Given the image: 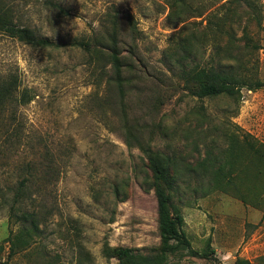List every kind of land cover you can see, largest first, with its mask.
Masks as SVG:
<instances>
[{
  "label": "rangeland",
  "instance_id": "obj_1",
  "mask_svg": "<svg viewBox=\"0 0 264 264\" xmlns=\"http://www.w3.org/2000/svg\"><path fill=\"white\" fill-rule=\"evenodd\" d=\"M46 1L3 2L56 47L0 32V84H17L0 103V264H119L120 247L158 264L140 146L172 158V214L204 254L177 246L166 264H264V159L250 149L264 145V86L198 99L182 75L264 83V0ZM113 40L120 89L101 55Z\"/></svg>",
  "mask_w": 264,
  "mask_h": 264
},
{
  "label": "trees",
  "instance_id": "obj_2",
  "mask_svg": "<svg viewBox=\"0 0 264 264\" xmlns=\"http://www.w3.org/2000/svg\"><path fill=\"white\" fill-rule=\"evenodd\" d=\"M182 0H175V3H181ZM4 0H0V32L14 38L15 40L34 48H51L56 45L46 38L39 37L32 29L27 26L20 25L15 20L11 8L4 5ZM46 3L52 8H57L62 11V8L55 2L47 0ZM73 46L81 48L85 52H89L90 45L85 42H73ZM106 54L108 56L111 79L118 89L121 85V71L122 63L119 57V50L116 42L113 40L107 46ZM185 71V70H184ZM185 81L192 82L195 87L193 88L192 95L198 99L216 98L218 96H226L227 98L235 99L239 95L242 88L250 91H255L264 86L260 81L247 82L243 78L230 74L228 70L221 72L213 69L206 70L204 68H194L192 71H187L182 74ZM187 79V80H186ZM17 88L14 80L8 79L0 84V103L11 96L12 92ZM29 99L22 100V103L27 102ZM130 135V134H129ZM131 137V136H129ZM244 141V139H243ZM147 159V166L149 170V181L144 180L143 185L148 189H152L156 199L157 205V229L160 240L159 259L158 264H166L168 255L174 250L175 247L180 246L187 250L193 257L203 256V253H198L191 249L190 242L184 233L183 219L180 214H172L171 196L169 191L172 190L175 179V172L172 170V158L162 155L161 153L144 149L140 146ZM250 149L257 155L256 160L260 162L264 159V145L258 144L251 145ZM27 216L31 219L32 215ZM175 243L174 245L172 243ZM136 250L131 248H116L114 256L119 264H140L138 260H144L141 256L134 254ZM264 263V255L261 257ZM234 264H251L248 260L243 258H236Z\"/></svg>",
  "mask_w": 264,
  "mask_h": 264
}]
</instances>
